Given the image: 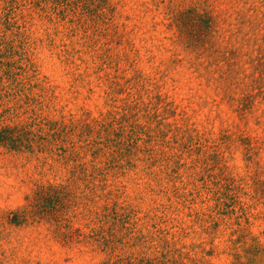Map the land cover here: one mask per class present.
Returning <instances> with one entry per match:
<instances>
[{"label": "rangeland", "instance_id": "374dc122", "mask_svg": "<svg viewBox=\"0 0 264 264\" xmlns=\"http://www.w3.org/2000/svg\"><path fill=\"white\" fill-rule=\"evenodd\" d=\"M111 3L95 15L100 29L87 38L81 28L72 36L73 24L41 15L32 2H16L12 14L0 3V41L16 62L13 81L0 86V129L32 116L78 122L113 113L127 116L124 126L145 130L139 150L106 175L108 158L98 159L102 175L93 184L72 163L0 147V264H264V149L257 163L233 147L229 172L246 179L242 192L219 207L204 191L198 154L182 139H212L227 129L264 138V99L244 117L211 79L217 68L246 80L264 76V0ZM193 5L215 19L212 51L201 56L180 39L181 31L199 27L186 14L188 25H169L166 15L169 6L177 14ZM107 43L112 59L103 65L99 53ZM250 89L242 83L234 92L241 97ZM111 122L105 121L111 130L119 127ZM146 147L173 159L151 162ZM49 183L64 192L42 202L45 218L8 222L7 211L27 205L38 185Z\"/></svg>", "mask_w": 264, "mask_h": 264}, {"label": "trees", "instance_id": "16d2710c", "mask_svg": "<svg viewBox=\"0 0 264 264\" xmlns=\"http://www.w3.org/2000/svg\"><path fill=\"white\" fill-rule=\"evenodd\" d=\"M23 0H0L6 5L3 10L13 13V7L16 2ZM32 2L41 15L45 17L51 16L57 21H68L73 24L74 28H70L73 32L72 36L81 28L84 31V38H87L88 32L93 29L99 31V20L95 15H103L99 13L102 8L110 6L113 0H101L100 5H95L97 0H26ZM2 5V4H1ZM115 5L110 11L111 18L114 17ZM47 14V15H46ZM186 14L187 20L199 27L196 32L181 31L182 41L187 42L188 49L197 50L204 55L206 52L212 51L211 44L212 35L215 30V19L213 15L205 8L191 6L188 9L175 13L173 6L168 7L166 15L173 21L169 25H188L189 21L181 20V15ZM87 15L91 16L93 23H89ZM10 17V16H9ZM195 21V22H194ZM110 24V23H109ZM3 42L0 41V86L4 82L13 81V69L15 61L8 58V49L3 50ZM105 52L99 53V57L103 61V65L111 63L112 48L109 43ZM79 52L78 49L75 48ZM213 53V52H212ZM13 54V53H12ZM14 55V54H13ZM72 51L66 49V61L72 62ZM75 58V57H74ZM176 60V59H175ZM214 64V61H212ZM6 68L7 71H4ZM18 75V73H16ZM14 74V81L15 76ZM214 76L211 77L216 83L223 97L228 99L231 105H236L241 115L247 117L250 110L255 106L256 100L264 99V76L251 78L249 80L241 77L240 72L234 69L217 68L213 71ZM140 81V77L138 79ZM242 83L251 87L249 91L243 93L241 97L235 95L234 89ZM160 97V96H159ZM30 98V97H28ZM262 101V100H261ZM35 102V100H34ZM116 118V119H115ZM107 119H112L111 124H119V127L111 130L110 126L105 124ZM123 119H127L126 115L121 118L113 116V113L105 115L102 119L87 121L79 119L78 122L73 120L67 121L65 118H49L32 116L29 121L18 124H6L0 129V147L15 152H27L34 155H44L45 163L49 160L71 164L80 173L86 174L88 183L93 184V180L98 175H102L101 168L97 166L98 159L107 156L108 161L104 167L108 170L118 167V161L127 155L135 154L140 147L139 140L144 127L137 123L127 126L122 124ZM117 121V122H116ZM146 127V125H145ZM147 130V129H146ZM170 132V131H169ZM127 134V135H126ZM127 137H126V136ZM186 135V134H185ZM149 141L153 140L149 135ZM184 140V148L191 154L196 153L197 163L201 164L203 171L201 179L204 183V191H210L216 201L217 206L229 205V201L236 198L242 192V184L246 177H238L229 172V161L232 158V149L235 145H240L245 150L246 159L249 161L258 160L260 150L264 149V138L251 136L245 131L235 132L230 129L224 130L215 138L189 135L188 138L182 136ZM172 143H178V135L174 136ZM126 144V145H125ZM125 145V146H124ZM146 159L156 162L168 159L166 152H158L157 149L146 147L143 149ZM173 156L169 159L171 161ZM178 166V167H177ZM182 163L175 165L174 172ZM259 174L255 172L251 177H257ZM264 182V179H262ZM96 186H92L94 189ZM62 185L49 183L47 185H38L34 193V199L27 205L17 208L16 210L7 211L8 222L15 225H23L30 221H39L45 218L42 202L47 200L54 194L64 191ZM191 194H194L192 191ZM108 249V245H106Z\"/></svg>", "mask_w": 264, "mask_h": 264}]
</instances>
